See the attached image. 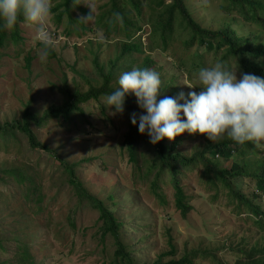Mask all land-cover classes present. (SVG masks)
<instances>
[{
	"label": "rangeland",
	"instance_id": "1",
	"mask_svg": "<svg viewBox=\"0 0 264 264\" xmlns=\"http://www.w3.org/2000/svg\"><path fill=\"white\" fill-rule=\"evenodd\" d=\"M78 2L92 14L75 8L74 16L82 18L84 26L91 30L80 27V37L68 36L65 16L57 24L50 13L46 27L55 41V57L40 59L42 47L36 38V25L29 21L19 24L20 40L0 44V124L20 118L27 105L41 114L60 102L59 87L64 82L71 91L87 90L88 81L101 85L100 72L106 73L110 60L120 56L125 36L120 30L107 33L97 19L103 12L101 7L110 5L109 0ZM142 3V17H134L141 30L131 37V41H140L142 45L140 51L127 57L131 63L128 70L140 66L148 55L154 60L148 68L161 74L162 89L157 98H163L164 91L171 88L176 95L183 91L186 97L189 91L198 93V70L220 60V53L197 43L188 47L183 41L186 30L179 23H174L175 31L166 48L156 46L149 40L151 26L146 20L150 5L145 0ZM186 4L201 26L217 29L230 22L239 33L254 29L237 14L221 12L218 8L222 0H186ZM122 6L130 16L135 14L129 6ZM263 36L260 33L258 37ZM125 59L121 56L115 62L118 74L109 80L114 89L119 75L125 71ZM225 60L235 70V60ZM241 73L237 67L238 78ZM80 106L83 113H73L71 119L57 117L41 126L32 124L36 139L52 151L31 147L19 132L18 138L7 145L0 140V264H22L23 243L34 264H112L113 238H102L99 211L86 198L79 197L57 156L72 164L77 179L93 196L109 203L106 195H113L114 214L123 220L121 238L133 248L136 262H167L195 253L197 257L191 264H234L237 254L230 248L233 243L245 238L248 243L263 239L264 229L255 226L248 209L243 205L237 207L239 201L228 197L226 189L211 187L199 161L198 168L179 174L191 206L183 215L175 206L174 189L166 180L167 174H162L157 184L155 190L161 195L158 196L151 187L154 174L146 175L145 169H139L129 159L123 143L130 128L127 109L114 114L104 106L103 96ZM177 136L182 140L177 149L187 155L203 148L209 140L203 133L185 131ZM139 139L142 164L152 156L151 144L146 133H140ZM219 160L223 167L231 163V158ZM12 168L19 169L25 178L11 173ZM236 185L248 194L254 182L241 177ZM258 202L264 205V200ZM172 246L174 254L169 255ZM211 252L213 255H209Z\"/></svg>",
	"mask_w": 264,
	"mask_h": 264
},
{
	"label": "trees",
	"instance_id": "2",
	"mask_svg": "<svg viewBox=\"0 0 264 264\" xmlns=\"http://www.w3.org/2000/svg\"><path fill=\"white\" fill-rule=\"evenodd\" d=\"M79 0H51V12L54 21L61 23L63 16L66 18L67 26L66 34L71 36L75 34L80 37V27L84 31L91 30L84 26L82 18L74 16V9H78L83 13L91 15V11L78 2ZM150 5V12L146 18L150 24L149 40L156 46L162 45L165 49L169 44V39L174 33V23L180 24L181 29L186 30L187 36L184 38V43L189 47L197 43L206 46L205 49L220 53L219 59H234L236 66L245 73H254L264 77V38L259 39V34L264 33V0H222L219 6L221 12L229 13L230 16L237 14L242 22L247 25L254 26V29L247 30L248 33H239L230 22H225L217 29H210L201 26L191 10L186 4V0H145ZM110 5L104 4L101 7L103 12H100L97 19L105 25L107 33L120 30L125 38L121 41L120 56H116L114 60H110V68L106 73L102 74L103 82L97 86L88 81V89L85 91L71 89L64 82L59 87L62 94V100L54 103L43 110L41 114L30 109L27 105L20 118L14 121H6L0 124V140L7 145L11 141L18 138L17 132L23 134L29 145L33 148L41 147L45 150L52 149L46 143H42L35 137V132L32 129V124L41 126L49 119L62 117L71 119L72 114L79 112L83 113L80 104L85 103L90 99L98 100L102 96L114 90L110 86L109 80L118 72L115 62L122 56L124 60V70L127 71L131 66L129 56L132 53L140 51L142 43L139 41H131V37L136 31L141 30V26L137 23L134 17H142L143 3L142 0H109ZM129 6L134 10L135 14L130 16L128 11L122 6ZM60 10V11H59ZM237 17V18H238ZM27 22L23 15L18 16L17 23L11 29L0 30V44H4L8 40L17 42L21 39L19 36V24ZM74 25V26H73ZM255 30L254 33L252 31ZM257 31V32H256ZM264 37V36H263ZM41 47V43L39 44ZM56 56L55 51H51L49 58ZM128 57V58H127ZM154 64V60L146 55L143 62L138 68H148ZM139 65V64H138ZM29 66V63H28ZM100 69L103 66H99ZM166 90V89H165ZM175 96L174 89L164 91L162 97ZM159 100V98H157ZM33 102V101H32ZM30 103V101H29ZM182 103V101H181ZM124 107L127 109V114L130 120V114L133 112L140 114L143 110L136 103L134 95H128L125 99ZM194 134H200L199 132ZM17 135V137H16ZM140 133L138 127L130 121V128L125 134L124 147L128 150L129 159L139 169H145L146 175L154 174L151 187L153 191L161 196L155 189L158 182L162 179V174H167L166 180L170 182L174 189L175 206L179 208L183 215H186L190 205L188 197L185 194L183 187L180 185L179 174L185 169L198 168V161L202 163V174L207 178L211 187L223 188L227 190V196L235 198L239 201L237 207L244 206L248 209L253 223L258 229H264V205L258 202L259 199L264 200V147H257L253 142L247 141L244 144H238L229 138L226 134L217 139L216 142L208 140L198 151L191 155L182 153L177 149V144L181 142V136H176L167 143L168 138H163L156 144H151L150 150L152 156L149 160H144L140 164L139 158V142ZM216 154V156H214ZM251 155H253L251 158ZM218 157V158H217ZM220 157L223 159L231 158V163L228 167H223L220 164ZM60 162L64 165L68 173L69 181L76 187V192L79 197H84L87 201L99 211L98 219L102 221L101 236L102 238L110 235L113 238L115 245L111 263L112 264H147L146 262H136L132 255L133 248L128 244L125 238H121L120 227L123 224L113 211V195L107 194L106 203L104 199L93 196L88 190L82 186V183L77 179L72 164L57 156ZM145 162V164H144ZM11 173L24 179L21 171L17 168H12ZM245 177L254 182L253 190L248 194L241 192L237 188L236 182L238 178ZM261 241L248 243L244 240L233 243L230 248L237 254L234 264H264V234ZM22 252L21 263L30 261L29 264H34L26 251V244L20 245ZM209 253V252H207ZM211 252L209 255H213ZM174 254V247H171V252ZM205 254V253H204ZM166 255V254H165ZM197 257L195 253L184 254L179 259H170L163 262L160 259L150 264H191L192 259ZM160 258V257H159Z\"/></svg>",
	"mask_w": 264,
	"mask_h": 264
},
{
	"label": "clouds",
	"instance_id": "3",
	"mask_svg": "<svg viewBox=\"0 0 264 264\" xmlns=\"http://www.w3.org/2000/svg\"><path fill=\"white\" fill-rule=\"evenodd\" d=\"M51 8V0H0V30L13 28L23 15L36 25V38L43 46L40 59L46 60L55 48L46 27ZM236 69L218 60L198 70V93L189 91L186 97L181 91L157 100L161 74L133 67L119 75L118 86L103 97V104L114 114L123 113L126 97L134 95L143 111L130 114V121L152 144L187 131L206 134L213 142L226 134L238 144L251 141L264 147V77L242 72L238 78Z\"/></svg>",
	"mask_w": 264,
	"mask_h": 264
}]
</instances>
